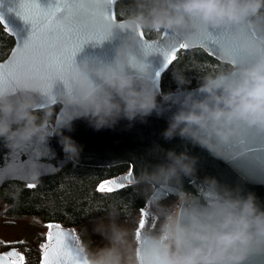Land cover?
<instances>
[{"label":"clouds","instance_id":"1","mask_svg":"<svg viewBox=\"0 0 264 264\" xmlns=\"http://www.w3.org/2000/svg\"><path fill=\"white\" fill-rule=\"evenodd\" d=\"M125 9L123 23L133 35L117 47L112 62L75 66L72 91L63 96L59 111L38 108L33 93L42 80L27 81L17 100L0 92V141L9 153L32 150L41 159L54 158L50 141L58 137L65 156L76 161L83 147L64 134L73 130L74 121L85 119L100 131L114 129L121 120L133 123L161 114L159 93L145 67L147 57L137 51L135 33L168 31L192 42L214 28L234 30L241 51L255 58L242 57L200 77L198 89L179 102L162 135L168 141L179 137L216 157H224L234 143L246 151V138L254 131L264 133V38L250 31H264V0H129ZM229 43L221 45L225 52ZM173 74L180 86L191 83L183 73ZM196 164L187 152L168 151L163 163L143 169L138 183L173 188L176 202H154L159 230L147 235L139 258L134 233L129 242L118 213L109 212L107 222L95 220L92 232L106 243L95 249L86 245L89 264H245L250 254L264 252V206L255 194L245 195L214 177L205 178L203 198L183 191V177L192 176Z\"/></svg>","mask_w":264,"mask_h":264},{"label":"water","instance_id":"2","mask_svg":"<svg viewBox=\"0 0 264 264\" xmlns=\"http://www.w3.org/2000/svg\"><path fill=\"white\" fill-rule=\"evenodd\" d=\"M119 0L111 6L112 14L115 16L114 23H123V18H118L116 14V4ZM8 0H5L7 6ZM45 7L49 3H54V0H40ZM10 23L4 27L14 36L15 42L9 54L0 60V77L3 76L5 70L17 58L19 51L20 39H26L30 26L25 27L22 22L10 18ZM124 24V23H123ZM22 30L20 34L15 30ZM213 29L209 30L212 31ZM217 31L222 29H216ZM250 31L257 39L264 38V31L258 28H251ZM141 41L137 36V51L142 52V42L155 44L158 46L170 47V40L165 36V31H162L158 37L149 38L145 35ZM171 33V32H169ZM133 35L130 30L117 29L113 36L103 40H91L84 44L81 50L74 57L75 66L82 65L85 61L89 63H110L115 57L117 47L122 44L129 36ZM204 39L198 37L196 40L189 42L181 37L179 41L186 44L187 47L203 48L210 55L218 60L233 65L231 58L220 46L217 51L216 46L207 39V34L203 35ZM63 47L61 41L55 48L54 52H58ZM182 48L178 46L175 48V56ZM171 50V49H170ZM150 77L156 86L159 93L157 99L161 105V114L154 112L146 120H136L130 123L127 120H121L114 129L95 130L90 126L87 120L78 119L74 121L73 130H65L64 134L71 136L79 145L83 147L78 160L74 161L80 165L94 166V167H109L120 164H128L129 167L125 172L105 181L104 185L111 186L108 182L115 181L122 184L123 187L116 189H123L129 184L138 183L137 176L145 168H151L157 164L165 161L168 151H175L176 153L187 152L189 155L197 158L196 170L192 176H185L182 180V190L192 193L201 198L204 197V180L207 177H214L221 185L228 186L232 189H242L243 193H254L257 197L258 203L264 206V133L253 132L246 140L244 145L246 151L239 143H234L226 147V155L224 157H216L207 150L185 141L179 137L173 140H165L162 133L168 127L169 119L174 112L180 107L183 98L190 92L198 89L195 87L176 88L170 91H163L162 89V75L171 66L164 67L166 62L165 57L159 53H153L146 58ZM21 73L25 77H30L27 69V64L21 68ZM39 80V79H27ZM25 87H20L14 92L8 94L13 96L14 100L24 91ZM66 94L65 86L62 81H57L49 95H42L39 92H34L39 101L38 108H49L55 104H61L63 96ZM60 110V107L58 111ZM62 114V113H61ZM53 149L54 158L41 159L40 154L32 150L25 152H11L0 141V187L8 180H20L27 182L32 186L39 178L51 174H55L67 166L72 160H69L59 143V138H52L50 141ZM160 200L164 205H172L177 200V192L173 188L162 187L160 185L152 186V191L148 200L149 212L155 211L154 202ZM156 212V211H155ZM160 218L156 220L155 225L147 224L140 230V245L138 247V256L140 249L146 247L148 244L147 235L150 232L159 230ZM49 225L55 227L50 228L47 234V245H49V233L56 231H63L71 234L75 239L73 244L75 248L80 251L78 253L81 261H87L89 264V257L79 243L76 228L74 226H64L58 222H51ZM10 252L19 253L16 247L0 251V255ZM20 254V253H19ZM21 255V254H20ZM45 249L42 255V264H44ZM245 264H264V252H254L248 256Z\"/></svg>","mask_w":264,"mask_h":264},{"label":"snow or ice","instance_id":"3","mask_svg":"<svg viewBox=\"0 0 264 264\" xmlns=\"http://www.w3.org/2000/svg\"><path fill=\"white\" fill-rule=\"evenodd\" d=\"M116 0H54L47 7L40 0H0V23L7 27L10 18H14L25 27L30 26L26 39H20L17 58L0 77V92L10 94L20 87H25L27 79H39L44 83L35 91L42 95H49L57 81H62L65 92L72 91L70 74L75 69L74 57L88 41H103L109 38L113 27L120 29L129 28L123 23H114L115 16L112 14L111 6ZM19 34L20 31L15 29ZM234 30H219L215 28L207 33V39L216 46L228 41L227 54L233 63L242 57L249 56L241 51L239 43L233 36ZM143 40V31L135 33ZM165 36L172 42L170 47L158 46L142 42V52L145 56L153 53H161L167 68L175 59V48H186L187 45L179 41V35L165 31ZM204 39V36L201 37ZM63 47L58 51H52L60 42ZM171 49V50H170ZM27 64V69L32 75L25 77L21 68ZM145 67H148L146 65ZM111 186H100V191L112 192L116 188L123 187L115 181L108 182ZM50 228L55 227L49 225ZM139 227L142 229L144 223ZM74 237L63 231L49 233V245L45 246L44 264H87L79 258V249L75 248ZM23 256L17 252L0 255V264H23Z\"/></svg>","mask_w":264,"mask_h":264},{"label":"trees","instance_id":"4","mask_svg":"<svg viewBox=\"0 0 264 264\" xmlns=\"http://www.w3.org/2000/svg\"><path fill=\"white\" fill-rule=\"evenodd\" d=\"M129 0H119L116 4L118 18H123ZM162 33V32H161ZM145 33L149 38L161 35ZM15 42L14 36L0 23V60L10 52ZM228 63L210 55L203 48H182L174 62L162 75L163 91L176 88L199 86L200 77L215 73ZM174 71L183 73L191 82L180 86L174 78ZM60 107L55 104L49 108ZM128 164L109 167L80 165L71 161L59 172L39 178L32 186L20 180H8L0 187V201L4 204V215L8 223L17 219L32 217L40 222H58L64 226H82L88 220L107 218L109 212L118 213V219L137 224V217L148 204L152 186L132 183L112 192L100 191V186L108 179L125 172ZM41 236L32 240L19 241L17 246L23 251V264H42L43 251L39 243ZM0 239V251L9 249Z\"/></svg>","mask_w":264,"mask_h":264},{"label":"rangeland","instance_id":"5","mask_svg":"<svg viewBox=\"0 0 264 264\" xmlns=\"http://www.w3.org/2000/svg\"><path fill=\"white\" fill-rule=\"evenodd\" d=\"M4 211V204L0 201V239L2 241H5L7 244H10L9 248L16 247L21 256H23V251L16 244H18L19 241L32 240L34 237L40 235L41 241L39 245L42 248V251H44L47 243V234L50 230L49 223L40 222L38 219L32 217L17 219L15 223H8L5 219ZM143 215L144 211H142L137 217V224L135 225H131L129 222L117 220L120 225L128 229L129 236L127 237V239L129 240V242H131L133 239L132 232H134V237L135 234H138V230L140 228L139 225L142 222ZM98 219L100 218L88 220L80 227L75 226L79 243L83 246L87 254L88 250L86 248V245H90L92 249H95L97 247L103 246L106 243L100 236L92 232L93 222ZM105 222H107L106 218ZM85 226L87 227V232L84 231ZM138 243V238L135 237V244L137 246ZM137 246L135 247V251L137 258H139L137 254ZM128 252L129 254L131 253V247L128 248Z\"/></svg>","mask_w":264,"mask_h":264},{"label":"flooded vegetation","instance_id":"6","mask_svg":"<svg viewBox=\"0 0 264 264\" xmlns=\"http://www.w3.org/2000/svg\"><path fill=\"white\" fill-rule=\"evenodd\" d=\"M142 211H144V215H143V219H142V222L141 223H144V227L147 225V224H149L150 226H153V225H155V223H156V220L158 219V215H157V213L153 210V211H151V212H149V210H148V204L145 206V207H143L142 208V210H141V212ZM140 223V224H141ZM143 227V228H144ZM142 228V229H143ZM141 228H139V230H138V234L136 235L135 234V237L136 238H138V246L136 245V244H134V246L136 247L137 246V250H138V247H139V245H140V239H139V236H140V230H142ZM132 233H134V232H132ZM46 245H47V243H46ZM87 253V252H86ZM137 254H138V252H137ZM88 255V254H87ZM89 257V256H88ZM139 257V256H138Z\"/></svg>","mask_w":264,"mask_h":264}]
</instances>
